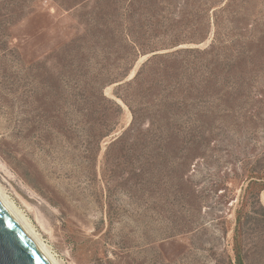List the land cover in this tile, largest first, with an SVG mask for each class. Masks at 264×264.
Wrapping results in <instances>:
<instances>
[{
  "label": "rangeland",
  "instance_id": "374dc122",
  "mask_svg": "<svg viewBox=\"0 0 264 264\" xmlns=\"http://www.w3.org/2000/svg\"><path fill=\"white\" fill-rule=\"evenodd\" d=\"M0 193L57 264H264V0H0Z\"/></svg>",
  "mask_w": 264,
  "mask_h": 264
},
{
  "label": "water",
  "instance_id": "95a60500",
  "mask_svg": "<svg viewBox=\"0 0 264 264\" xmlns=\"http://www.w3.org/2000/svg\"><path fill=\"white\" fill-rule=\"evenodd\" d=\"M0 264H50L1 204Z\"/></svg>",
  "mask_w": 264,
  "mask_h": 264
},
{
  "label": "bare ground",
  "instance_id": "6f19581e",
  "mask_svg": "<svg viewBox=\"0 0 264 264\" xmlns=\"http://www.w3.org/2000/svg\"><path fill=\"white\" fill-rule=\"evenodd\" d=\"M0 204L9 213V215L15 220L20 228L26 233V235L34 242L44 257L50 264H57L55 259L50 255L45 245L38 239L35 233L32 231L30 225L23 219L13 205L0 193Z\"/></svg>",
  "mask_w": 264,
  "mask_h": 264
},
{
  "label": "trees",
  "instance_id": "16d2710c",
  "mask_svg": "<svg viewBox=\"0 0 264 264\" xmlns=\"http://www.w3.org/2000/svg\"><path fill=\"white\" fill-rule=\"evenodd\" d=\"M234 250H235V264H244L243 255L236 244L234 246Z\"/></svg>",
  "mask_w": 264,
  "mask_h": 264
}]
</instances>
